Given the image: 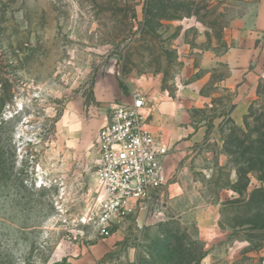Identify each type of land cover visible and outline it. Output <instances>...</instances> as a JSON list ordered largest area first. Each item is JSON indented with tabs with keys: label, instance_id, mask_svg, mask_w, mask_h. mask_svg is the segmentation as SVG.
Here are the masks:
<instances>
[{
	"label": "rangeland",
	"instance_id": "rangeland-1",
	"mask_svg": "<svg viewBox=\"0 0 264 264\" xmlns=\"http://www.w3.org/2000/svg\"><path fill=\"white\" fill-rule=\"evenodd\" d=\"M134 93L195 100L205 151L180 195L103 240L80 223L100 195L96 138L107 110ZM263 256L264 0H0V264Z\"/></svg>",
	"mask_w": 264,
	"mask_h": 264
},
{
	"label": "built area",
	"instance_id": "built-area-1",
	"mask_svg": "<svg viewBox=\"0 0 264 264\" xmlns=\"http://www.w3.org/2000/svg\"><path fill=\"white\" fill-rule=\"evenodd\" d=\"M148 101L134 93L130 102L106 112L96 138V180L100 195L80 223L108 239L127 218L155 215L167 199L163 160L168 147L146 129ZM264 264V256L260 262Z\"/></svg>",
	"mask_w": 264,
	"mask_h": 264
},
{
	"label": "crops",
	"instance_id": "crops-1",
	"mask_svg": "<svg viewBox=\"0 0 264 264\" xmlns=\"http://www.w3.org/2000/svg\"><path fill=\"white\" fill-rule=\"evenodd\" d=\"M208 58V56L205 58V62ZM216 60L217 62L220 61V59ZM223 85L224 89L222 91L224 93L229 92L232 86L229 84ZM239 90H241V93L234 100V108L230 113L233 124L237 126L241 125L248 104L244 96V92H246L245 87H241ZM147 101L148 108L146 113L149 115V119L146 129L152 134L159 136L168 147V153L162 164L168 201L173 196L180 195L183 192V185L189 183L188 180L192 176L191 172L198 165L197 162L192 164L190 159L201 157L200 155L205 151V148L199 144L206 135L202 133V123L190 120L188 107L190 108L191 105L196 107L197 103L195 100L190 102L185 99L182 100L181 104H178L173 100L166 99L161 93H152L149 97L147 96ZM199 104L200 106L203 105L202 102H199ZM210 137L211 140L217 138L215 134L210 135ZM191 153L193 155L189 156ZM176 155L182 156L184 160L179 172H177V165L175 163ZM171 178H173L172 181H170ZM195 220L199 229L206 231L212 223L213 217L210 211L202 210L195 214Z\"/></svg>",
	"mask_w": 264,
	"mask_h": 264
}]
</instances>
